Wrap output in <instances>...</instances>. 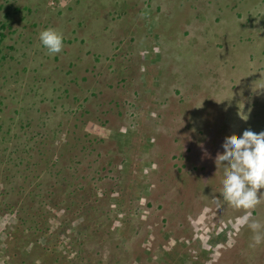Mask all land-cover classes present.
I'll list each match as a JSON object with an SVG mask.
<instances>
[{
	"label": "rangeland",
	"instance_id": "1",
	"mask_svg": "<svg viewBox=\"0 0 264 264\" xmlns=\"http://www.w3.org/2000/svg\"><path fill=\"white\" fill-rule=\"evenodd\" d=\"M248 129L264 0H0V264H264L215 163Z\"/></svg>",
	"mask_w": 264,
	"mask_h": 264
},
{
	"label": "clouds",
	"instance_id": "2",
	"mask_svg": "<svg viewBox=\"0 0 264 264\" xmlns=\"http://www.w3.org/2000/svg\"><path fill=\"white\" fill-rule=\"evenodd\" d=\"M39 40L48 54L62 50L63 36L55 29L41 31ZM221 147L215 163L223 165L222 199L237 209H254L264 199V191H260L264 189V131L245 130L239 137L226 138ZM249 215L242 221L255 232L260 225L255 220L249 222ZM253 240L259 244L261 236L256 234Z\"/></svg>",
	"mask_w": 264,
	"mask_h": 264
}]
</instances>
